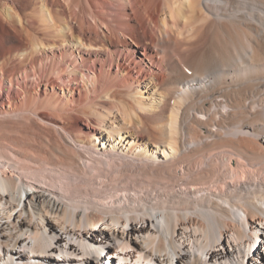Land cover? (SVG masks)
<instances>
[{
    "label": "bare ground",
    "instance_id": "6f19581e",
    "mask_svg": "<svg viewBox=\"0 0 264 264\" xmlns=\"http://www.w3.org/2000/svg\"><path fill=\"white\" fill-rule=\"evenodd\" d=\"M264 264V0H0V264Z\"/></svg>",
    "mask_w": 264,
    "mask_h": 264
}]
</instances>
